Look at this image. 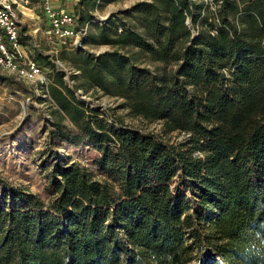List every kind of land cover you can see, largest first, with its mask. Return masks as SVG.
Segmentation results:
<instances>
[{"label":"trees","instance_id":"16d2710c","mask_svg":"<svg viewBox=\"0 0 264 264\" xmlns=\"http://www.w3.org/2000/svg\"><path fill=\"white\" fill-rule=\"evenodd\" d=\"M117 1L78 0L86 34L56 58L78 72L72 87L41 52L49 77L18 84L48 96L49 141L94 147L118 189L56 153L46 201L0 175V264H264V0H134L90 30ZM29 37L19 30L23 47ZM89 88L186 138L108 122L76 95Z\"/></svg>","mask_w":264,"mask_h":264},{"label":"rangeland","instance_id":"374dc122","mask_svg":"<svg viewBox=\"0 0 264 264\" xmlns=\"http://www.w3.org/2000/svg\"><path fill=\"white\" fill-rule=\"evenodd\" d=\"M54 2L56 3L54 4L55 8L56 6L61 7L77 15L76 4L78 0H55ZM133 2L134 0H121L108 4L101 3L91 12L93 18L90 19L92 21H89L88 28L94 31L96 23H101L113 13L128 8ZM22 11L25 16H28L24 20L25 23L22 24L23 32L25 34L31 32V37L24 42L25 53L33 55L36 52H41L50 58H55L54 61L59 65V70L65 73L67 84L72 87L71 74H78V72H74V68L70 66L69 62H60L56 59L59 58L60 48H58V45L52 48L54 44L49 43L51 38L44 35L46 28L41 25L40 31L32 34L31 30L37 26L39 20L35 18L41 15L38 2L35 0L30 1L29 4L23 6ZM188 22L191 27L190 20ZM55 49L58 51L56 52ZM108 49L110 47L106 45L84 46V50L93 53ZM124 50L122 49V51ZM138 57L141 64L150 67L154 65L150 64L145 56ZM48 73L49 69H43L41 77L43 79L48 78ZM18 83L25 84L29 88L35 82L21 79L19 81L18 78L0 68V175L9 184L27 188L46 201L48 199V194L45 191L48 185L47 177L50 174L52 164L58 161L57 158L52 159L51 153H56V155H59L58 158L69 156V160L76 161L84 166L95 179L113 182L115 190H117L116 180L109 177L107 173L95 165L98 152L94 147L90 145L68 146L60 138L49 141L48 104L37 101L38 97L46 99L48 96L44 94L42 89L37 88V90L35 89V96L32 97V94L25 93L23 89L21 90ZM76 95L79 99L84 100L90 108L98 107L100 111L105 112L108 122H112V117L118 115L122 116L125 124L133 127L136 131L144 134H155L164 142H180L186 138L183 133L179 132L164 134L160 122L150 123L142 118L132 116L128 109L121 107V99L107 96L97 89L89 88L86 93L76 91ZM41 110H43V114L40 112ZM171 188H179L180 192L190 195L189 191L182 187L178 177L172 180Z\"/></svg>","mask_w":264,"mask_h":264},{"label":"built area","instance_id":"2783aa9c","mask_svg":"<svg viewBox=\"0 0 264 264\" xmlns=\"http://www.w3.org/2000/svg\"><path fill=\"white\" fill-rule=\"evenodd\" d=\"M54 1L37 0L45 25L43 28H46L44 35L51 38L49 43L54 44L52 48L55 45L60 50L80 46L87 29L77 25L74 13L61 7L55 8ZM29 3L30 0H0V68L19 80L43 82L41 67L32 55L25 53L18 40L19 30L23 28L22 8ZM41 25V22L38 23L31 30L32 34L38 33Z\"/></svg>","mask_w":264,"mask_h":264},{"label":"crops","instance_id":"0c3cea01","mask_svg":"<svg viewBox=\"0 0 264 264\" xmlns=\"http://www.w3.org/2000/svg\"><path fill=\"white\" fill-rule=\"evenodd\" d=\"M54 4H56V3L54 2ZM27 17H28V16H25V14H24V12H23V14H22V24H23L24 20L27 19ZM39 17H40V16H38V17L35 18V19H37V20L39 19L38 22H37V24L41 22V24L43 25V27H45V25L42 23L41 18H39ZM28 19H30V18H28ZM24 23H25V22H24ZM27 35H28V36L30 35V37H31V32H29ZM24 48H25V47H24Z\"/></svg>","mask_w":264,"mask_h":264},{"label":"water","instance_id":"95a60500","mask_svg":"<svg viewBox=\"0 0 264 264\" xmlns=\"http://www.w3.org/2000/svg\"><path fill=\"white\" fill-rule=\"evenodd\" d=\"M59 66V65H58ZM65 81H66V78H65Z\"/></svg>","mask_w":264,"mask_h":264}]
</instances>
